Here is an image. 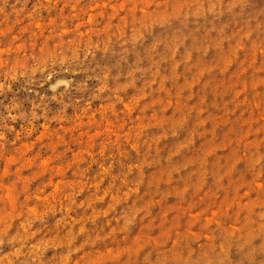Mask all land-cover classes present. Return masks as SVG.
<instances>
[{
    "label": "rangeland",
    "instance_id": "1",
    "mask_svg": "<svg viewBox=\"0 0 264 264\" xmlns=\"http://www.w3.org/2000/svg\"><path fill=\"white\" fill-rule=\"evenodd\" d=\"M0 264H264V0H0Z\"/></svg>",
    "mask_w": 264,
    "mask_h": 264
}]
</instances>
